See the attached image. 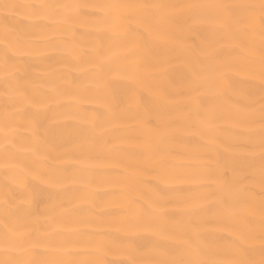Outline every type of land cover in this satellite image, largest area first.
<instances>
[{
  "label": "bare ground",
  "instance_id": "6f19581e",
  "mask_svg": "<svg viewBox=\"0 0 264 264\" xmlns=\"http://www.w3.org/2000/svg\"><path fill=\"white\" fill-rule=\"evenodd\" d=\"M0 264H264V0H0Z\"/></svg>",
  "mask_w": 264,
  "mask_h": 264
}]
</instances>
